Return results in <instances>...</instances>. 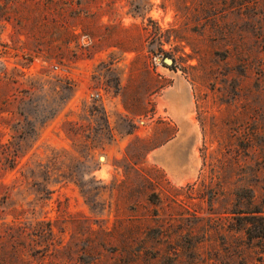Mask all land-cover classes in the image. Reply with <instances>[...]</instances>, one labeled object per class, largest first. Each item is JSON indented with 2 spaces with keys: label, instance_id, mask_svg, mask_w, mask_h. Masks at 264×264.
Listing matches in <instances>:
<instances>
[{
  "label": "rangeland",
  "instance_id": "1",
  "mask_svg": "<svg viewBox=\"0 0 264 264\" xmlns=\"http://www.w3.org/2000/svg\"><path fill=\"white\" fill-rule=\"evenodd\" d=\"M174 1L0 0L5 264H264V0L216 41Z\"/></svg>",
  "mask_w": 264,
  "mask_h": 264
},
{
  "label": "trees",
  "instance_id": "2",
  "mask_svg": "<svg viewBox=\"0 0 264 264\" xmlns=\"http://www.w3.org/2000/svg\"><path fill=\"white\" fill-rule=\"evenodd\" d=\"M218 2L219 0H199V4L194 10L192 15L194 21H196L195 26L201 29L202 33H205L207 38L216 41L218 35L222 38L221 27L218 22ZM236 9L238 12H243L246 14V10H250L252 13L254 11H259L261 0H234ZM175 16L177 20L182 21L187 16L189 12L185 7V3L174 1ZM247 15V14H246ZM159 30V28H158ZM159 32H157L158 34ZM240 34V33H239ZM222 35V36H221ZM160 36V34L158 35ZM244 35L240 34V41H242ZM176 41H185L183 36H174ZM162 53L164 56H168V53L162 49L159 50L155 55ZM240 53V52H239ZM238 53V54H239ZM24 97H22L23 99ZM10 158V166L14 165L15 158L17 157V151L14 149L12 152L7 153ZM224 181V180H223ZM0 188H5L4 185L0 184ZM234 200L238 209L235 211L237 214H246L243 216H237L236 220L238 223L237 229L243 231L247 240H252L255 237L264 239V213L263 208L260 203L255 201V194L253 190V184L251 179L239 177L235 182V187L233 190ZM8 200V192L5 190L0 197V228L8 226V223L4 220L1 221L3 215H6V202ZM16 218V217H15ZM7 236L9 234H6ZM5 235L0 234V239ZM11 236V235H10ZM20 238V234L17 235ZM20 241V239H18ZM2 242V241H1ZM38 252V250H35ZM6 250H3L5 255ZM0 256V264H5L6 257L4 255Z\"/></svg>",
  "mask_w": 264,
  "mask_h": 264
},
{
  "label": "bare ground",
  "instance_id": "3",
  "mask_svg": "<svg viewBox=\"0 0 264 264\" xmlns=\"http://www.w3.org/2000/svg\"><path fill=\"white\" fill-rule=\"evenodd\" d=\"M178 95H182V93L178 92V94L175 95V96H178ZM169 104H170V103H169ZM170 105H171V104H170ZM171 106H173V104H172ZM183 108H184V106H183ZM174 109H175V108H174ZM175 110H176V109H175ZM183 113H184V112H183ZM183 113H182V114H183ZM182 114H181V115H182ZM174 115H175V114H174ZM177 115H178V114H177ZM179 116H180V115H179ZM186 127H187V125H186ZM180 128H181V126H180ZM181 130H182V129H181ZM181 132H182V131H181ZM181 135H183V134H181ZM183 137H184V135H183ZM185 138H186V137H185ZM185 138H184V139H185ZM184 139L182 138V139H180V140H183V141H184ZM184 142H185V141H184ZM184 144H185V143H184ZM182 150H184V149H182ZM169 162H170V161H169ZM172 162H173V161H172ZM176 162H177V160H176ZM179 162H181L180 159H179ZM169 164H170V163H169ZM176 164H178V162H177ZM170 166H172V163H171ZM173 166L176 167V166L174 165V163H173ZM173 166H172V167H173ZM179 167H180V166H179ZM181 168H182V167H180V169H181ZM176 169H177V168H176ZM181 171H182V170H181Z\"/></svg>",
  "mask_w": 264,
  "mask_h": 264
},
{
  "label": "water",
  "instance_id": "4",
  "mask_svg": "<svg viewBox=\"0 0 264 264\" xmlns=\"http://www.w3.org/2000/svg\"><path fill=\"white\" fill-rule=\"evenodd\" d=\"M165 61L169 63V62H171V59L170 58H165Z\"/></svg>",
  "mask_w": 264,
  "mask_h": 264
}]
</instances>
